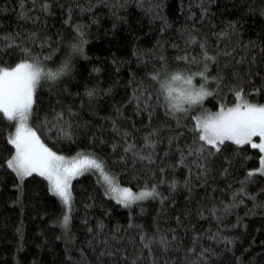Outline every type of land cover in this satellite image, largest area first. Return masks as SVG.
Here are the masks:
<instances>
[{"label":"snow or ice","instance_id":"snow-or-ice-1","mask_svg":"<svg viewBox=\"0 0 264 264\" xmlns=\"http://www.w3.org/2000/svg\"><path fill=\"white\" fill-rule=\"evenodd\" d=\"M37 3L42 13L50 11L51 0H42V2L34 0V8ZM77 6L86 10L81 5ZM123 6L119 3L110 5L117 9ZM138 6L144 7L141 4ZM88 7L90 8L91 5ZM162 7V3H153L146 8L152 17L159 16L163 21L160 27L161 33L168 25L166 17L160 14ZM199 7L203 20L209 9L204 0H200ZM25 9L24 0H20V16H26ZM261 14L264 15V9H261ZM113 15L116 13L113 12ZM189 15H194L191 9ZM27 18L32 17L27 16ZM71 18L72 5H69L68 16L64 23L70 24L73 35L66 38L61 31L58 30L56 33L57 44L65 47L66 52L55 68L47 65L51 52L41 55L33 50V45L36 43H39L41 48L51 44V37L40 36L39 29L28 31L26 36H22L20 32L0 34V119L10 124L5 137L8 146L7 155L0 167L13 176L12 188L15 190V199L10 202L21 205L23 211L29 182H34L31 188L34 200L41 195L36 185L42 184L43 194L54 198L59 205V213H53L54 218L48 223L59 226L60 233L56 239L64 241L67 252L76 239L71 228L76 207L74 178L90 173L96 178V184L103 190L105 197L114 200L118 206L129 209L128 225L123 231L128 232L133 227L139 230V243L129 237V243L133 246L131 255L126 245L123 248L109 247V236L117 241L123 239L119 235L122 227L116 225L108 235H103L102 230L105 228L103 220L97 218L95 226L89 224L87 210L93 205L86 202L83 223L88 227L90 236L84 243L96 251V244L103 236V247L97 252V264H252L250 260L244 261L243 252L240 255L234 254L239 237L226 234L236 229L237 225L246 227L247 216L254 214L264 216V198H262L264 185L258 183V180L264 179V102L253 100L250 93L245 91L246 83H254V73L250 68L242 74L236 67H232L229 74L224 68L232 62L225 59L224 66L220 64L221 57L231 56L236 45L240 44L237 40L232 45L221 47L223 40L230 39L232 34L238 35L242 31L239 27L240 21L238 19L227 21L223 30L213 32L212 35L217 37L214 45L210 44L207 34L201 35L195 23L191 26L186 25L182 29L186 49L198 44L200 52L198 55H192L185 50L183 55L175 59L195 62L198 65L197 71L184 68L170 70L167 58L163 54L164 46L158 39L157 45L149 52L159 53L160 66L145 74L157 85L155 102L152 92L144 85V81L142 79L137 81L133 72L128 80V85L132 86V94L123 102L115 101L114 97L109 99V94L113 93L118 80L110 83L108 87H101L100 82L97 81L94 85L86 84L82 94H72L80 98L78 108L74 106V101L65 104L64 98L59 93H56L55 98L50 96L48 101L50 107L45 108L40 118V109L45 106L39 102V89L47 86L52 93L63 81V91H68L67 85L71 84L70 78L75 74V60L86 57L88 29L81 22L71 24ZM241 46L246 51L238 58V63L246 62L248 50L256 45L254 40H248ZM172 47L175 48L176 45L173 44ZM52 51L55 52L56 49ZM261 52L264 53V47L261 48ZM133 54L137 57L145 55L135 47ZM213 61L216 72L209 74L208 70ZM254 62L255 53L252 54V63ZM112 63L117 67L120 65L115 59ZM100 71L99 66L94 65L91 68V72L100 73ZM197 76L200 77L199 85L194 83V77ZM209 82L214 86H210ZM177 84L180 86L177 87ZM250 92L264 94V74H261L259 87L253 86ZM213 96L219 102L215 111L205 106V98ZM229 96L234 102H229ZM102 100L109 101L111 109L109 114L102 116V121L110 122L112 132L119 138L112 141V155L116 156L119 150L121 154L116 156V159L126 163L131 154L133 165L141 164L149 171V175L155 178V182L151 184L145 180L144 186L140 187L138 192L120 184L118 174L114 173L109 168L107 160L91 147H77L72 155H65L62 151L54 150L42 138L41 129L53 140L68 141L69 145L75 142L78 129L81 127L90 129L92 126L91 121L85 120L83 124L80 123V113L86 108L94 115H100L99 105ZM129 102L133 104L134 115L140 118L139 126L131 117H125L124 105ZM158 109H163L166 119L154 124L153 122L158 120ZM34 115L39 127L32 123ZM122 119L130 120V126L122 127L120 124ZM13 124L14 128L11 127ZM98 127L102 131L103 123ZM53 132L56 135L53 136ZM137 133L143 140L142 144L137 142ZM86 140L95 144L97 133L93 131L91 136H86ZM105 142L101 135L99 143L103 145ZM248 145L253 149H259V164L245 169L235 189L231 188V184L226 185L230 190V199L220 200L218 203L213 200L210 205L205 203L203 198L196 199L194 194L202 187L207 196L209 185L215 179L217 164L220 165L219 175L229 178L233 171L234 160ZM161 148L163 151H158ZM229 148L233 149V154L223 155L218 161L217 157H221V154ZM173 153L176 154V158L170 159ZM244 159L249 160L250 157L245 156ZM181 167L185 169L182 178L175 175L176 169ZM164 184L168 185V195L160 191V186ZM253 184L257 185L255 191L249 188ZM216 187L217 185L212 183L213 191ZM183 189L187 190L186 199L189 203L196 200L195 209L198 217L210 216L217 222L218 226L215 230L197 231L191 222V208H185L183 215L179 213L176 215L175 228L170 227L167 231L160 228L159 215L168 212L166 201L172 199V202L176 203L173 194ZM148 198L160 201L157 217L153 219L155 227L150 233L143 225L135 223L132 212L134 204H140V211L143 212V201ZM248 201L251 203L249 204ZM240 207L245 209L243 215L236 212ZM110 212L111 209L105 212V216ZM233 212H236L235 223L226 222V218ZM181 228L184 229V239L189 240L188 244H185L180 236L178 229ZM16 233L19 236L16 248L17 251H21L25 246L22 222L16 227ZM205 238L208 241L207 246L204 242ZM157 249L159 255L156 254ZM172 250H175V254ZM81 254L83 255L82 250ZM218 257L221 259H217ZM13 258L15 259V254ZM33 264H37V261L34 260Z\"/></svg>","mask_w":264,"mask_h":264},{"label":"trees","instance_id":"trees-1","mask_svg":"<svg viewBox=\"0 0 264 264\" xmlns=\"http://www.w3.org/2000/svg\"><path fill=\"white\" fill-rule=\"evenodd\" d=\"M42 2V0H39ZM26 6V16H20V0H0V34L20 32L22 36H26L28 31H36L39 29L40 36L51 37V44L44 45L41 48L39 43L33 45V50L41 55L52 53L47 61L48 67L55 68L60 62L62 56L66 52V48L60 46L56 42V33L59 31L70 37L73 35V29L70 24H65L64 20L68 16V7L72 5L71 24L81 22L86 25L87 40L85 45L86 57H79L75 60V74L72 76L71 84L67 85L68 91H63L64 83L49 92L47 86H42L39 89L40 103L45 107L40 109V118L43 116L45 108H49V97L55 98L56 93H59L64 98V103L68 104L74 101V106L77 108L80 105V98L74 97V93H83L85 85H94L97 81L101 87H108L110 83L119 81L113 89V93L109 94V99L114 97L115 101L123 102L132 94V86L128 85L129 77L135 73L136 80H143L144 85L149 88L153 94V102L156 99L157 85L155 81L149 79L145 74L152 71L154 68H159L161 61L159 60L158 52H149L157 45L158 39L164 46L163 54L167 58L170 70L184 68L190 71H197L198 65L195 62L184 60L177 61L175 57L184 54L187 50L192 55H198L200 52L199 45L186 49L185 37L182 35V29L188 25L195 23L196 28L200 30L201 35L207 34L210 44H215L217 37L212 35L213 32H219L224 29L227 21L238 19L239 27L242 31L237 34H232L230 39L223 40L221 47L232 45L237 40L240 44L236 45L233 54L229 57H221L220 64L224 66V60L228 59L232 63L224 68L226 73H231L232 67H236L242 74L246 73L249 68L253 75L254 83H246L245 91L249 92L253 100L264 102V94L251 93L250 89L253 86L259 87L261 84V74H264V53L261 48L264 47V15L261 14V9H264V0H204L209 9L205 18L201 20V9L199 7L200 0H51V8L49 12L42 13L39 9V3L33 7L34 0H24ZM123 4V7H110L112 4ZM162 3L163 7L160 14L166 17L168 25L165 31L161 33L160 27L163 21L159 16L152 17L146 8L149 4ZM144 5V7L138 6ZM81 5L84 9L77 6ZM91 5L89 8L88 6ZM3 9H7L4 11ZM189 9L194 15H189ZM251 9V10H250ZM113 12L116 15H113ZM27 16H31L28 19ZM115 25V27H113ZM248 40L255 41V47L248 50L246 62H237L238 58L246 51L241 45ZM30 43V42H29ZM175 44L176 47H172ZM134 47L141 50L145 55L137 57L133 54ZM56 49L55 52L52 50ZM255 53V62L252 63V54ZM113 59L120 62L119 67L112 63ZM191 60V57L189 58ZM138 60L140 61L138 63ZM99 66L100 73L91 72L93 66ZM215 61L209 67L208 73L215 74ZM91 77V78H89ZM228 81H226L227 83ZM194 83L199 85L200 77H194ZM210 86L212 82H209ZM176 86H180L177 84ZM87 99L86 97H83ZM229 102H234L229 96ZM219 102L215 96L205 98V106L212 111L218 108ZM111 111L109 101L102 100L99 105L100 115H94L88 109H84L80 113V123L83 121H91V128L78 129V136L75 142L69 145L68 141H57L51 139L46 132L41 129L42 138L45 142L52 146L54 150L62 151L65 155H72L77 147H91L104 157L109 168L118 174V181L122 185H127L133 191H139L140 187L144 186V181L149 184L155 182V178L149 175V171L141 164L133 165L131 154L128 161L121 162L116 159V156L121 152L118 150L116 156L112 155L111 147L114 139H119L116 133L111 130L110 122H103L102 116L109 114ZM125 117H131L137 125L141 123L140 118L133 113V104L129 102L124 105ZM158 120L153 123H159L165 120L163 109L157 110ZM75 119V118H74ZM147 119L145 114V120ZM175 123V121H170ZM32 123L39 127L36 122L35 115L32 118ZM103 123V130L98 127ZM131 121L122 119L121 126H130ZM14 128V124L11 125ZM10 128V124L4 119H0V166L3 165L4 158L7 155L8 146L6 145V133ZM97 133V141L92 144L86 140V136H91L92 132ZM52 135H56L55 132ZM104 137L106 141L103 145L99 143V137ZM167 134L165 133V136ZM137 142L143 143L140 134L137 133ZM191 138L190 136L188 137ZM231 144V142H228ZM243 147V146H241ZM158 151H163L159 149ZM233 149H226L221 157H217L219 161L223 155H232ZM250 157L245 160L244 157ZM176 154L173 153L170 159H175ZM259 164V149H253L251 145L234 160L232 165L233 171L229 178L219 175L220 165L217 164V172L212 183L217 185L215 190L212 189V183L208 188L207 196L202 187L194 195L196 199L203 198L205 203L211 204L213 200L217 203L220 200L227 201L230 199V190L226 185L231 184V188L238 187L240 178L244 175L245 169L255 167ZM185 169L183 167L176 169L175 175L183 177ZM171 175V173H170ZM159 173L157 171V178ZM13 176L0 167V264H97V252L100 247H103V236L96 244V251L84 241L90 236L88 227L84 225L83 219L85 214L84 204L91 203L93 206L87 210L89 224L95 226L97 218L103 220L105 228L102 230L103 235H108L114 226L122 227L119 235L122 240H114L109 236V247L123 248L127 246V250L131 255L133 246L129 243L131 236L136 243H139V230L135 227L124 232L123 228L128 225L129 209L117 205V203L109 197L103 195V190L96 184V178L90 173H84L82 176L74 178V195L76 200L75 211L73 212L74 219L72 221V232L76 239L69 251H65V243L63 240H57L56 236L60 233L58 225L49 224L48 221L53 219V213H59V205L54 198H49L43 194V185H36L41 195L35 200L32 199L31 188L34 182H29V191L24 197L23 211L21 205L13 204L10 201L15 199V190L12 188ZM259 184L264 185V179L258 180ZM255 184L250 185L252 191L256 189ZM160 191L168 195V185L160 186ZM187 190L183 189L173 194V199L166 201L168 212L159 215V226L162 230L167 231L168 228H175V217L179 213L183 215L185 208H191V222L197 231L203 232L206 229L215 230L218 226L217 222L212 220L210 216L198 217L196 214V200L189 201ZM89 197H91L89 199ZM264 198V197H262ZM250 204L251 201H248ZM144 211H140V204H134L132 212L136 224L143 225L150 233L155 225L153 224L154 217H157V208L160 207L159 199L153 200L148 198L142 204ZM111 209L109 215L105 216V212ZM245 209L240 207L236 210L240 215H243ZM236 212H233L226 218V222L235 223ZM187 221V218H185ZM246 227L237 225L236 229L230 230L226 234L238 236L236 241L235 255L244 253V261H251L252 264H264V216L254 214L245 217ZM23 223L24 231V248L17 251L16 241L19 236L16 233V227ZM180 236L184 239V229H178ZM190 235V233H189ZM207 246V238H205ZM184 243L188 244L189 240L184 239ZM37 245H40L37 247ZM81 250L83 255L81 254ZM246 250V251H245ZM146 251V250H145ZM175 254V250H172ZM15 254V259L13 258ZM157 255L159 250L157 249ZM107 259V258H105ZM217 259H221L218 257Z\"/></svg>","mask_w":264,"mask_h":264},{"label":"rangeland","instance_id":"rangeland-1","mask_svg":"<svg viewBox=\"0 0 264 264\" xmlns=\"http://www.w3.org/2000/svg\"><path fill=\"white\" fill-rule=\"evenodd\" d=\"M177 87H179V86H177ZM258 139V138H257ZM134 192H138V191H134Z\"/></svg>","mask_w":264,"mask_h":264}]
</instances>
